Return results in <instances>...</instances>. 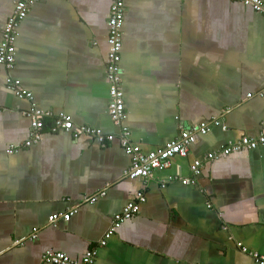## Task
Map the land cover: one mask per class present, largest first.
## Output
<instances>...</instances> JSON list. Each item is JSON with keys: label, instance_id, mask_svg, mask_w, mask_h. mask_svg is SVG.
Here are the masks:
<instances>
[{"label": "crops", "instance_id": "crops-1", "mask_svg": "<svg viewBox=\"0 0 264 264\" xmlns=\"http://www.w3.org/2000/svg\"><path fill=\"white\" fill-rule=\"evenodd\" d=\"M15 2L0 0V41ZM125 6L121 123L108 107L111 0H39L19 25L15 67L0 64V264H40L48 251L79 260L90 249L95 264H261L253 253L264 255V144L222 149L264 132V14L235 0ZM8 76L32 98L10 90ZM34 106L53 117L26 146ZM61 112L75 130L51 131ZM213 119L221 124L198 134L188 156L147 178L125 175L124 125L150 153ZM80 126L116 139L102 145L76 136ZM196 159L204 160L202 173L185 185ZM139 194V213L102 245L113 216ZM72 209L69 221H49Z\"/></svg>", "mask_w": 264, "mask_h": 264}, {"label": "built area", "instance_id": "built-area-1", "mask_svg": "<svg viewBox=\"0 0 264 264\" xmlns=\"http://www.w3.org/2000/svg\"><path fill=\"white\" fill-rule=\"evenodd\" d=\"M38 1L39 0H16L12 14L9 16L4 25L0 41V64L4 65L9 70H12L15 67L17 54L16 40L19 25L21 21L27 17L31 6ZM235 1L250 5L254 11L264 14L263 0ZM125 13V0H111V8L108 17L109 31L107 43L109 45V52L106 71L107 78L110 82V101L108 105L109 113L115 123H121L124 119L125 113L124 91L121 87V51L123 47V26ZM6 85L10 90L14 91L18 97L32 98V93L23 88L21 80L18 78L8 76L6 78ZM28 116L31 118V131L30 138L25 142L26 146H30L31 144L41 140V131L45 127V118L53 117V113L34 106L28 113ZM220 124L221 121L219 119H213V121L204 122L199 125H192L189 128L182 129L178 136L169 141L164 147L150 153H144L139 145L130 141L129 129L124 125L121 128L122 135L120 137V141L125 153L131 159L130 167L126 169L125 175L130 179L147 178L150 177L153 171L167 168L173 157L177 155L182 157L188 156L190 147L195 142L198 134L205 135L211 130L212 126H219ZM50 129L53 132H57L59 129L69 132L75 130V125L71 116L61 112L54 117V122ZM79 134L91 135L102 145H106L108 142L116 139L113 134L105 135L100 129L89 126H80L76 130V136ZM261 144H264V132L259 138H249L247 136L242 137L240 140L234 141L223 147L222 152L224 155H229L244 149H255ZM13 151H16V149H9L10 153H13ZM217 156V153H210L207 158L212 159ZM203 167L204 160L196 159L191 165L194 177L182 179V183L185 185L195 184L197 181L196 177L202 173ZM104 195L105 192H102L101 196ZM96 199L97 197L91 198V203H94ZM144 201L145 196H143V194H139L138 201H131L127 203L120 212L113 216L111 227L107 231L105 238L101 241L102 245L106 243V239L114 234L115 230L120 227L124 221L132 219L139 213L141 203ZM76 212L77 209H72L64 213H56L49 218V221L55 222L61 218L65 221H69ZM242 249L245 252L247 251L245 247H242ZM96 256V249L86 251L83 257L79 260L72 259L63 252L48 251L43 255V259L40 264H95ZM253 257L256 261L264 264V255L253 253Z\"/></svg>", "mask_w": 264, "mask_h": 264}]
</instances>
